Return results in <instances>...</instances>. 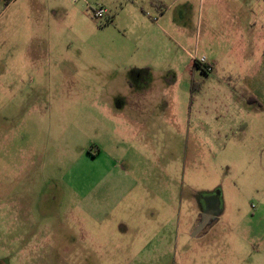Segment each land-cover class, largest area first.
I'll return each instance as SVG.
<instances>
[{"label":"rangeland","instance_id":"374dc122","mask_svg":"<svg viewBox=\"0 0 264 264\" xmlns=\"http://www.w3.org/2000/svg\"><path fill=\"white\" fill-rule=\"evenodd\" d=\"M225 1H62L56 57L0 62V264L148 262L133 256L136 226L125 208L102 223L88 215L85 191L99 187L91 202L100 207L116 187L105 153L87 155L91 143L140 176L135 217L154 213L158 231V198L168 197L158 191L172 185L174 226L163 227L175 238L164 264H264V112L239 86L254 68L240 63L245 44L229 40ZM11 33L3 28L0 49ZM195 57L213 71L193 66ZM117 124H151L152 135L145 128L124 140ZM215 194L220 220L186 236Z\"/></svg>","mask_w":264,"mask_h":264},{"label":"crops","instance_id":"0c3cea01","mask_svg":"<svg viewBox=\"0 0 264 264\" xmlns=\"http://www.w3.org/2000/svg\"><path fill=\"white\" fill-rule=\"evenodd\" d=\"M62 1L67 0H7L8 3L6 4L5 14L10 9H12V12L5 20H3V15H0V36L3 28H11L12 33L9 36L5 35L9 43L5 44L4 49H0L1 64L37 65L42 63L45 59H53L57 56V52L55 51L57 49L55 48L57 45L56 42L59 38V27L57 23L60 20L61 7L63 8L64 6L61 5ZM225 3L228 17L230 18L229 40L232 44H245V51L239 53L240 63L246 66L248 64L249 66L253 65L254 68L253 72L249 73L250 71L248 70L245 75L241 76L243 78L239 86L243 89L244 93L242 94L246 96L250 106L254 108L259 106L260 110L264 112V9L262 7V1L226 0ZM253 5L256 7L255 10L252 9ZM103 9L106 10L105 7ZM164 15L165 13L161 16L164 17ZM251 46H254L253 50L256 51V55L252 60L249 57L251 53L247 52L248 49L250 50ZM3 76L5 78V75L1 77ZM234 90L233 92L236 94L237 90ZM145 128L148 129V134L145 138L149 140V137L152 135L151 124H117L113 132L115 131L119 138L124 139V135L125 137L128 135L129 138L136 139L138 136L136 132L144 130ZM134 131L136 132L133 133ZM131 132L133 137L129 135ZM130 141L132 140L129 139L126 144L131 145L129 144ZM91 145L92 148L89 149L87 155L90 156L91 161L94 160L95 162L100 160L103 153H105L104 156L107 166L106 179L108 178L110 180L112 177L116 176V185L114 184L116 187L114 189L111 187L107 188L112 192L109 202H105L104 200L100 201V204H102L100 207L97 202H91V199L94 197V192L97 191L99 187L96 185L95 187L92 186L90 190H86L85 201L88 215H91L93 218L96 217V221L102 223L106 220H111V215L116 212L115 210L125 208V211L132 215L130 218L132 219L131 224L136 226L135 228L133 227L135 231V237H133L135 238L134 243H138L133 251V256H146L145 258H149L146 264H151L152 257H159L162 258L161 264H164L165 260L170 257L168 251L172 250V240L175 238L171 236V229L167 232L163 227L167 224L172 227L174 226L172 212L173 202H171L173 197L170 193L171 191H175H173L172 185L168 184L166 186H161L158 191L168 196L165 197V199L162 197L158 198V205L162 206L161 218H158L161 227L158 231V228L155 227L157 225L155 223L157 217L155 218L154 213H151L149 217H135L136 215H141V212L137 210L142 208L140 205L142 196L138 197V195H136L137 193L141 194V192L137 191V189H140V183L138 184L135 180V178H139L140 176L136 174L134 169H130V165H126L124 161L120 162L112 158V149H105L99 143H91ZM115 151H117V149H115ZM122 158L124 157L122 156ZM179 188L178 201L182 206L185 193H183V187ZM145 190L144 192L147 194L151 191L148 185L145 186ZM218 195H211L206 200L201 201V204L198 206V216L195 221L189 222L192 228L187 234L185 233L186 236H193L195 229L201 227L202 230H205L207 227H212L215 221L220 220L219 214H221V211L219 212ZM142 200L144 201L145 199L143 198ZM103 204L106 206L104 207ZM101 211L102 213H100ZM102 218L106 220H102ZM176 219L179 221V216L176 217ZM185 224L187 223L185 222ZM124 228L126 230L125 226L123 230ZM176 237L182 238V234H180V237L179 234ZM149 242H151V244H147ZM158 246H160V249L154 251L150 249L151 247L154 248Z\"/></svg>","mask_w":264,"mask_h":264},{"label":"built area","instance_id":"2783aa9c","mask_svg":"<svg viewBox=\"0 0 264 264\" xmlns=\"http://www.w3.org/2000/svg\"><path fill=\"white\" fill-rule=\"evenodd\" d=\"M105 14H106V10L103 9L102 7H99L96 11H94V15L96 17H102ZM195 59H197L201 64H203L205 66V70H207L208 73L213 71V67L207 63V59L205 57L200 58V59L195 57Z\"/></svg>","mask_w":264,"mask_h":264},{"label":"flooded vegetation","instance_id":"af4514ba","mask_svg":"<svg viewBox=\"0 0 264 264\" xmlns=\"http://www.w3.org/2000/svg\"><path fill=\"white\" fill-rule=\"evenodd\" d=\"M193 66H195L197 69L201 70L202 72H206L205 66L201 64L197 59L193 60Z\"/></svg>","mask_w":264,"mask_h":264},{"label":"trees","instance_id":"16d2710c","mask_svg":"<svg viewBox=\"0 0 264 264\" xmlns=\"http://www.w3.org/2000/svg\"><path fill=\"white\" fill-rule=\"evenodd\" d=\"M207 72V70H205ZM208 73V72H207Z\"/></svg>","mask_w":264,"mask_h":264}]
</instances>
